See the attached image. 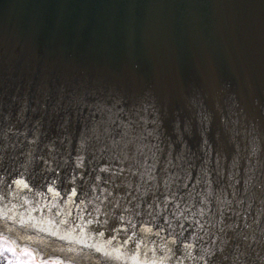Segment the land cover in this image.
I'll return each mask as SVG.
<instances>
[{
	"label": "clouds",
	"instance_id": "9594fccd",
	"mask_svg": "<svg viewBox=\"0 0 264 264\" xmlns=\"http://www.w3.org/2000/svg\"><path fill=\"white\" fill-rule=\"evenodd\" d=\"M237 53L185 86L0 36V264H264V25Z\"/></svg>",
	"mask_w": 264,
	"mask_h": 264
},
{
	"label": "water",
	"instance_id": "95a60500",
	"mask_svg": "<svg viewBox=\"0 0 264 264\" xmlns=\"http://www.w3.org/2000/svg\"><path fill=\"white\" fill-rule=\"evenodd\" d=\"M257 23L264 25V0H0V36L17 50L27 44L42 58L63 55L121 74L127 66L149 81L159 66L185 86L200 81L198 61L205 70L211 61L238 87V48L255 79Z\"/></svg>",
	"mask_w": 264,
	"mask_h": 264
}]
</instances>
